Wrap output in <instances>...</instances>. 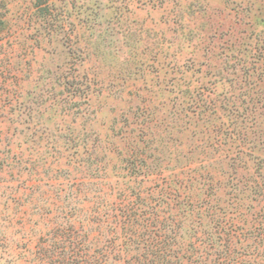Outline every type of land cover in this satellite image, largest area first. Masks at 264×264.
Wrapping results in <instances>:
<instances>
[{"label": "rangeland", "instance_id": "obj_1", "mask_svg": "<svg viewBox=\"0 0 264 264\" xmlns=\"http://www.w3.org/2000/svg\"><path fill=\"white\" fill-rule=\"evenodd\" d=\"M209 204L264 205V0H0V264H113L124 211L177 246Z\"/></svg>", "mask_w": 264, "mask_h": 264}, {"label": "trees", "instance_id": "obj_2", "mask_svg": "<svg viewBox=\"0 0 264 264\" xmlns=\"http://www.w3.org/2000/svg\"><path fill=\"white\" fill-rule=\"evenodd\" d=\"M194 208L191 211L196 214L194 233L189 241L177 246H170L171 238L160 235L159 230L151 232L149 226L157 216L148 215L142 220V215L124 211L122 223L114 221L113 264H264V205L254 209L248 219L240 204L221 215L210 204ZM188 211L182 210V218L190 215ZM139 228L145 233H138ZM120 229L125 232L119 234ZM139 244L140 248L136 247ZM90 258L89 255L84 264H102Z\"/></svg>", "mask_w": 264, "mask_h": 264}]
</instances>
